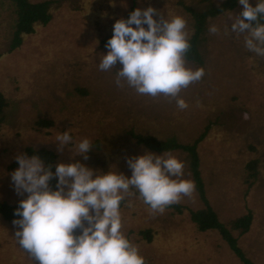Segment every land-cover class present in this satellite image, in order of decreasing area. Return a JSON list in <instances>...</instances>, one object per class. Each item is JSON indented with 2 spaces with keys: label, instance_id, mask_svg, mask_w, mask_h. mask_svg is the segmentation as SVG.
Masks as SVG:
<instances>
[{
  "label": "rangeland",
  "instance_id": "374dc122",
  "mask_svg": "<svg viewBox=\"0 0 264 264\" xmlns=\"http://www.w3.org/2000/svg\"><path fill=\"white\" fill-rule=\"evenodd\" d=\"M54 1L51 21L36 25L33 34L22 36L20 47L8 52L15 14L10 0H0V93L7 102L0 125V202L19 205L27 198V193L17 195L11 181V173L19 167L16 156L25 154L26 147L55 152L56 165L80 161L105 173L112 165V170L116 166L131 177L126 158L148 151L131 138V131L160 140L174 137L188 145L210 124L197 145L205 196L224 225L249 211L253 214L249 231L232 232L246 256L264 264V57L246 48L247 33L225 34L224 24L226 19L231 28L226 16H238L243 6L238 2L235 9L207 20L199 46L203 65L187 61L194 70L203 68L205 75L179 93L188 104L180 110L174 98H152L118 87L116 71L123 67L119 62L115 69L99 70L100 60L109 51L106 42L117 20L149 6L157 10L154 19L185 18L192 35L193 20L185 7L200 11L223 0ZM249 3L255 7L257 0ZM212 24L219 27L218 35L209 33ZM40 119L53 125L37 126ZM64 131L70 132L74 142L92 141L94 150L88 160L79 155L71 158L68 146L63 152L57 150L58 142L53 141ZM168 153L184 163V175L177 179L192 180L187 154ZM255 159L259 173L249 185L246 166ZM175 204L183 207L181 214L166 209L152 215L135 197L131 208L122 207L124 231L145 260L151 264H244L216 230L198 232L190 222L187 209L203 206L195 190ZM147 228L153 235L150 242L139 234ZM16 230L0 216V264H32L14 237Z\"/></svg>",
  "mask_w": 264,
  "mask_h": 264
},
{
  "label": "clouds",
  "instance_id": "9594fccd",
  "mask_svg": "<svg viewBox=\"0 0 264 264\" xmlns=\"http://www.w3.org/2000/svg\"><path fill=\"white\" fill-rule=\"evenodd\" d=\"M239 4L243 11L238 16H226L232 23L229 28L225 19V34L247 33L246 48L264 57V23H260L264 0L255 7L249 0H239ZM157 14L149 6L135 9L128 19L117 20L99 70L115 69L119 62L123 67L116 71L118 87L127 86L152 98H174L177 107L185 110L188 104L179 93L199 82L205 70L187 66L191 33L186 19L177 15L157 20ZM208 31L220 33L215 24ZM53 142H58L59 152L68 146L73 159L79 155L88 160V153L94 150L90 139L74 142L69 131L57 135ZM16 160L19 167L11 173V181L17 195L27 193V198L15 209L14 237L32 264H146L124 231L122 207L131 208L135 197L148 206L150 214H163L195 190L194 181L177 179L184 175V163L168 152L146 151L127 157L131 177L116 166L112 170V165L105 173L80 161L58 163L53 172L37 155L19 154ZM53 179L57 181L55 190L50 187Z\"/></svg>",
  "mask_w": 264,
  "mask_h": 264
},
{
  "label": "trees",
  "instance_id": "16d2710c",
  "mask_svg": "<svg viewBox=\"0 0 264 264\" xmlns=\"http://www.w3.org/2000/svg\"><path fill=\"white\" fill-rule=\"evenodd\" d=\"M10 1L14 8L13 11L15 14V22L12 37L8 44V52H12L13 50L20 47L22 43V36L33 34L36 25L46 26L51 21V8L55 4L54 0H44L41 2H31L29 0ZM201 2H209V0H201ZM238 2L239 0H223L218 6L209 5L200 11L185 7V10L191 15L193 20V33L190 39L191 48L186 54L187 61L196 63L200 66L203 65V58L199 52V46L204 40L203 33L207 20L215 18L226 11L235 9ZM257 2H259V0H257ZM260 23H264V19H261ZM253 24H255V22H253ZM82 93L86 92L83 91ZM6 106L7 102L4 96L0 93V125L4 122V110L6 109ZM36 125L49 128L53 125V122L51 120L40 119L36 121ZM209 126L210 124L204 128L203 132L192 144L188 145L178 143L174 137L167 140H160L150 135L136 134L132 131L130 132V135L137 145L144 147L148 151L163 153L180 150L187 154L189 159V171L192 181H194L195 184V191L203 205L199 210L187 209L190 222L192 225H194L196 231L198 232L216 230L220 234L221 238L228 243L230 248L244 264H256L246 256L243 249L239 245L238 237H236L232 232L233 230H238L240 233L249 231L253 223V214L249 211L247 214L232 221L229 225H224L219 221L217 214L212 209L205 196L204 183L199 171L197 145L206 137ZM96 146L98 147L99 145L96 144ZM24 153L28 157L33 155L39 156L45 162V164H50L52 166L51 170L53 172L55 171V165L58 158L55 152L47 149H33L31 147H26L24 149ZM246 169L249 172L246 183L253 185V182L259 173V161L257 159L250 161L247 164ZM56 183V179L50 181V187L53 190H55ZM18 206L19 205H9L6 202H0V216L4 220L12 222L14 219L18 218L14 215L15 209ZM167 209H171L177 214H181L183 211V207L180 204H172L167 207ZM76 234H80V232L77 231ZM139 234L147 242L152 240L153 235L151 229L149 228L140 230ZM145 261L146 264H151L147 260Z\"/></svg>",
  "mask_w": 264,
  "mask_h": 264
}]
</instances>
